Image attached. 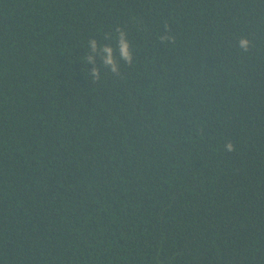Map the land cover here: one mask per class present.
<instances>
[{
	"label": "trees",
	"instance_id": "obj_1",
	"mask_svg": "<svg viewBox=\"0 0 264 264\" xmlns=\"http://www.w3.org/2000/svg\"><path fill=\"white\" fill-rule=\"evenodd\" d=\"M0 264H264V0H0Z\"/></svg>",
	"mask_w": 264,
	"mask_h": 264
},
{
	"label": "clouds",
	"instance_id": "obj_2",
	"mask_svg": "<svg viewBox=\"0 0 264 264\" xmlns=\"http://www.w3.org/2000/svg\"><path fill=\"white\" fill-rule=\"evenodd\" d=\"M92 43H93V47H95V41H93ZM247 44H248V41H247V40H241V41H240V45H241V47L246 48V47H247ZM106 51L111 52V49H106ZM121 51H122V55H123V57H124L126 60H127V59H130V56H129V53H128V50H127V44H126V42H123V43H122V45H121ZM105 63H109V64L112 63L111 58L109 57V58L105 61ZM115 70H116L115 67H113V71H115ZM227 148H228L229 151H232V150H233V146H232V144L229 143V144L227 145Z\"/></svg>",
	"mask_w": 264,
	"mask_h": 264
}]
</instances>
